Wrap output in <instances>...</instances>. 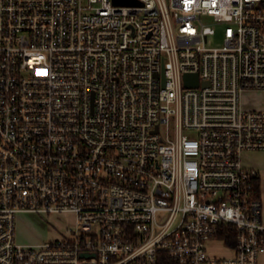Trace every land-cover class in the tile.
Listing matches in <instances>:
<instances>
[{
  "label": "built area",
  "instance_id": "obj_1",
  "mask_svg": "<svg viewBox=\"0 0 264 264\" xmlns=\"http://www.w3.org/2000/svg\"><path fill=\"white\" fill-rule=\"evenodd\" d=\"M138 1L0 0V264L264 257L243 164L264 153V109L241 105L264 95L263 0ZM20 213L75 227L21 245Z\"/></svg>",
  "mask_w": 264,
  "mask_h": 264
},
{
  "label": "rangeland",
  "instance_id": "obj_2",
  "mask_svg": "<svg viewBox=\"0 0 264 264\" xmlns=\"http://www.w3.org/2000/svg\"><path fill=\"white\" fill-rule=\"evenodd\" d=\"M264 5V0H263ZM221 34L210 37L209 46L221 45ZM241 105L245 109H264V95L261 92L247 91L241 94ZM243 164L255 169L260 175V200L264 222V153L249 152L243 155ZM15 241L21 245H35L48 240L61 239L75 227V216L71 213L60 215L17 214ZM208 252L217 257L227 256L229 252L221 242L211 241L207 244ZM264 264V257L259 261Z\"/></svg>",
  "mask_w": 264,
  "mask_h": 264
},
{
  "label": "water",
  "instance_id": "obj_3",
  "mask_svg": "<svg viewBox=\"0 0 264 264\" xmlns=\"http://www.w3.org/2000/svg\"><path fill=\"white\" fill-rule=\"evenodd\" d=\"M115 5L121 6H141L142 3L138 0H113ZM185 85L187 87H197L198 79L196 75H185L184 76Z\"/></svg>",
  "mask_w": 264,
  "mask_h": 264
},
{
  "label": "trees",
  "instance_id": "obj_4",
  "mask_svg": "<svg viewBox=\"0 0 264 264\" xmlns=\"http://www.w3.org/2000/svg\"><path fill=\"white\" fill-rule=\"evenodd\" d=\"M259 192H260V182H256V195L259 196ZM229 242V245L233 244V241H228ZM159 262L158 264H178L177 262L171 260L169 257H167V255L165 254H161L159 255Z\"/></svg>",
  "mask_w": 264,
  "mask_h": 264
},
{
  "label": "crops",
  "instance_id": "obj_5",
  "mask_svg": "<svg viewBox=\"0 0 264 264\" xmlns=\"http://www.w3.org/2000/svg\"><path fill=\"white\" fill-rule=\"evenodd\" d=\"M263 210V209H262ZM262 219H263V216H262Z\"/></svg>",
  "mask_w": 264,
  "mask_h": 264
}]
</instances>
